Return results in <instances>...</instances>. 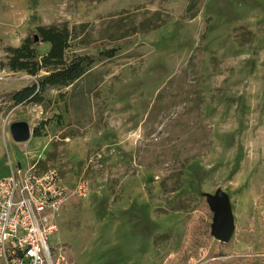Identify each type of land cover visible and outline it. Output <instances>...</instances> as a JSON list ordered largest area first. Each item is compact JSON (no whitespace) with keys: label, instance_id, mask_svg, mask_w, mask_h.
Here are the masks:
<instances>
[{"label":"rangeland","instance_id":"374dc122","mask_svg":"<svg viewBox=\"0 0 264 264\" xmlns=\"http://www.w3.org/2000/svg\"><path fill=\"white\" fill-rule=\"evenodd\" d=\"M187 4L0 0V178L20 164L55 167L70 188L89 180L49 237L76 264L180 259L174 249L208 219L206 197L219 190L233 234L209 237L191 264H264V0H203L192 19ZM83 23L67 56L91 57L90 73L15 105L9 94L34 77L11 70L7 49L39 25ZM49 48L38 45L41 56ZM20 120L32 128L26 142L10 133Z\"/></svg>","mask_w":264,"mask_h":264},{"label":"built area","instance_id":"2783aa9c","mask_svg":"<svg viewBox=\"0 0 264 264\" xmlns=\"http://www.w3.org/2000/svg\"><path fill=\"white\" fill-rule=\"evenodd\" d=\"M90 187L84 178L68 187L55 167L11 165L0 178V264H76L49 237L71 195L85 197Z\"/></svg>","mask_w":264,"mask_h":264},{"label":"trees","instance_id":"16d2710c","mask_svg":"<svg viewBox=\"0 0 264 264\" xmlns=\"http://www.w3.org/2000/svg\"><path fill=\"white\" fill-rule=\"evenodd\" d=\"M203 0H188L184 18H195L200 12V5ZM161 18V13L156 14ZM149 21V20H148ZM167 23V19H160L159 23L154 26L147 25L144 30H154L160 28ZM143 22L140 23L142 26ZM149 24V23H148ZM86 24H80L73 27L67 25H39L24 42L18 47H9L8 65L13 71L25 70L32 75L34 79L30 84L22 89L10 93L11 100L15 105L25 103H42L44 101V93L50 87H65L76 85L82 78L90 73L93 61L91 57L84 54L74 53L72 57H68L67 53L73 43L83 33ZM39 38V40H38ZM205 38V33L202 35ZM49 43V51L41 56L38 50L39 43ZM115 54L110 55V57ZM36 136H40L39 127L34 130ZM164 186L165 183L163 182ZM180 185L174 190L179 189ZM207 207L208 219L200 217L194 227L188 230V244L181 245V248L174 249L178 253V257H173L170 264H191L196 261L203 253L204 247L207 245L209 237H212L213 213L205 201ZM183 252V253H181ZM186 256V258L183 257Z\"/></svg>","mask_w":264,"mask_h":264},{"label":"water","instance_id":"95a60500","mask_svg":"<svg viewBox=\"0 0 264 264\" xmlns=\"http://www.w3.org/2000/svg\"><path fill=\"white\" fill-rule=\"evenodd\" d=\"M10 133L17 142H26L31 138L32 128L28 121H14ZM207 203L213 213L212 234L222 243L229 242L234 231V218L229 196L224 191L207 195Z\"/></svg>","mask_w":264,"mask_h":264}]
</instances>
